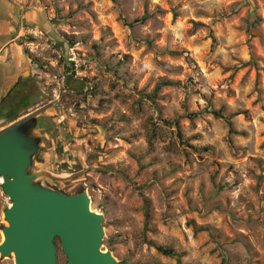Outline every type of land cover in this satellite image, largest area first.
I'll list each match as a JSON object with an SVG mask.
<instances>
[{"label": "rangeland", "instance_id": "1", "mask_svg": "<svg viewBox=\"0 0 264 264\" xmlns=\"http://www.w3.org/2000/svg\"><path fill=\"white\" fill-rule=\"evenodd\" d=\"M12 44L30 76L3 83L0 133L34 124L35 183L87 193L119 264H264V0H0ZM10 205L0 184V244Z\"/></svg>", "mask_w": 264, "mask_h": 264}, {"label": "water", "instance_id": "2", "mask_svg": "<svg viewBox=\"0 0 264 264\" xmlns=\"http://www.w3.org/2000/svg\"><path fill=\"white\" fill-rule=\"evenodd\" d=\"M33 128L22 121L0 133L1 188L11 202L4 213L1 257L15 264H58L59 242L65 264H119L104 250V218L92 210L87 193L67 196L35 183L51 176L30 173L38 153L28 132Z\"/></svg>", "mask_w": 264, "mask_h": 264}, {"label": "trees", "instance_id": "3", "mask_svg": "<svg viewBox=\"0 0 264 264\" xmlns=\"http://www.w3.org/2000/svg\"><path fill=\"white\" fill-rule=\"evenodd\" d=\"M151 18V16H149V15H146L145 17H143L142 19H140V20H136V21H134L133 23H131V24H128V26H129V28H131V29H133V28H135L136 26H138V25H143L145 22H147L149 19ZM72 45H73V43H71ZM169 54L171 55V56H178V55H180V54H178V53H176V52H169ZM69 66H74V64L73 63H69ZM69 68V67H68ZM68 70V69H67ZM68 73H69V71H68ZM68 81V85H70L71 83H72V81H71V79H68L67 80ZM174 85H176V83H174V82H171V81H161L159 84H158V86H157V88H156V90H155V93H156V95L158 94V93H160V90L162 89V88H164V87H169V86H174ZM18 86H22V85H18ZM84 85H81V86H79V89H80V94H84L85 96H88V94H93L94 93V91H92V90H90V89H87V92H85L84 91ZM28 107H29V105H27ZM26 106V107H27ZM210 114H212L215 118H217V119H224V120H226V122H227V125H228V127H229V139H228V142L231 144V136H233V135H237L238 133L233 129V125H232V122H231V119L233 118V116L229 119V118H224L223 116H222V114L220 113V112H217V111H212ZM240 115V114H239ZM200 116V114H188V115H186V117L185 118H187L188 120H190L191 122L192 121H194V120H196L198 117ZM3 117V113H2V111L0 110V118H2ZM5 117H7L8 119H11L12 121L11 122H14V121H16L18 118H14V116L13 115H11V114H7ZM13 118V119H12ZM176 128H178L179 129V123H178V121L175 123V125H174ZM179 135H180V133H179ZM220 190H222V188H220ZM83 193V192H82ZM82 193H80V194H82ZM149 214L146 212V220H147V223H148V221H149ZM151 247H154L161 255H163V256H165V257H172V258H174V257H176L177 256V254H176V252L173 250V249H171V248H165V247H162V246H157V245H155L154 243H150L149 244Z\"/></svg>", "mask_w": 264, "mask_h": 264}, {"label": "crops", "instance_id": "4", "mask_svg": "<svg viewBox=\"0 0 264 264\" xmlns=\"http://www.w3.org/2000/svg\"><path fill=\"white\" fill-rule=\"evenodd\" d=\"M30 20H31L30 22H34V17H31ZM5 52L6 53L9 52L11 53V55L7 56ZM3 58L6 59L9 58V61L7 62V64H3L6 65L4 66V69H0V93L3 91L2 88L3 83L5 84L6 91L11 90L17 87V84L19 83V79L21 78L22 75H25L26 77L30 76L28 61L26 62L25 59L23 58L22 50L19 48L18 45L12 44V45L4 46L3 49L0 50V61H2ZM4 74H6V77L4 76ZM25 87L26 86L23 84L21 86V90L23 91L26 90ZM228 135H229V131H228Z\"/></svg>", "mask_w": 264, "mask_h": 264}, {"label": "built area", "instance_id": "5", "mask_svg": "<svg viewBox=\"0 0 264 264\" xmlns=\"http://www.w3.org/2000/svg\"><path fill=\"white\" fill-rule=\"evenodd\" d=\"M75 58V57H74ZM70 59L71 63L73 62L74 64V71L77 73V76H80V69L82 68V65H80L76 59ZM58 79H60L62 81V83H64V81L66 80V75H63L61 77H59Z\"/></svg>", "mask_w": 264, "mask_h": 264}, {"label": "flooded vegetation", "instance_id": "6", "mask_svg": "<svg viewBox=\"0 0 264 264\" xmlns=\"http://www.w3.org/2000/svg\"><path fill=\"white\" fill-rule=\"evenodd\" d=\"M26 78V76L25 75H22L21 76V78H20V80H19V83L17 84V86L20 84V85H23L24 83H26L27 82V78ZM25 80V81H24ZM24 81V82H23ZM21 82H23V83H21Z\"/></svg>", "mask_w": 264, "mask_h": 264}, {"label": "bare ground", "instance_id": "7", "mask_svg": "<svg viewBox=\"0 0 264 264\" xmlns=\"http://www.w3.org/2000/svg\"><path fill=\"white\" fill-rule=\"evenodd\" d=\"M4 183V180L3 179H0V184Z\"/></svg>", "mask_w": 264, "mask_h": 264}]
</instances>
